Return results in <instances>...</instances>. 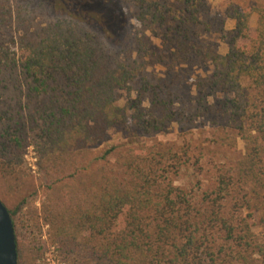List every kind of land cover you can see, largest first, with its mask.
Returning <instances> with one entry per match:
<instances>
[{
    "label": "trees",
    "instance_id": "16d2710c",
    "mask_svg": "<svg viewBox=\"0 0 264 264\" xmlns=\"http://www.w3.org/2000/svg\"><path fill=\"white\" fill-rule=\"evenodd\" d=\"M208 2L0 0V173L21 172L33 146L46 190L27 223L33 233L47 225L73 264H264L252 225L264 200V7L227 8L235 25L215 32L223 54L205 36ZM131 21L142 31L129 43ZM151 63L166 67L155 84ZM137 80L149 107L120 105L117 91ZM207 117L245 147L210 184L188 137L180 148L125 143L90 157L114 130L148 135L177 123L190 133Z\"/></svg>",
    "mask_w": 264,
    "mask_h": 264
},
{
    "label": "rangeland",
    "instance_id": "374dc122",
    "mask_svg": "<svg viewBox=\"0 0 264 264\" xmlns=\"http://www.w3.org/2000/svg\"><path fill=\"white\" fill-rule=\"evenodd\" d=\"M241 6H256L264 7V0H209V9L205 16L202 17L204 22L203 28L206 31V26L210 27V32L207 30L205 36L208 37L211 33L212 38L219 46V51L225 54L228 50L219 38L215 37V32H229L234 27V21L229 19L226 10L234 4ZM53 18V13L48 8L44 10L42 21H48ZM258 14L254 13L251 18V35L255 33L257 26ZM142 31L140 24L129 22L124 36L131 42V34ZM145 40L149 37L157 46L160 44L154 36L145 31ZM143 34V33H141ZM212 36V35H211ZM131 48V47H130ZM124 58L128 62L133 61L136 55L133 50L129 49L124 53ZM207 68L198 70L206 72ZM166 67L161 64H149L147 66L146 75L148 79L155 84L159 77L164 76ZM141 81L128 85L117 91V100L120 105H125L128 100L139 98L143 107H149L148 98L150 94L141 91ZM231 134L236 138V144L228 146L222 143L220 136ZM192 141V150L196 154H201V164L203 166L204 179L207 184L211 183V178L214 176L218 166L221 164L230 165L242 158L245 153L244 142L236 136L234 130L224 128V124L213 117L201 118L198 124L190 129V133L182 132L177 123L168 125L165 131L154 132L152 134H142L136 129L123 131L121 129L110 132L106 141L99 145L92 154L91 158L101 156L106 150L115 144L129 143V146H137L142 143L148 147H169L174 146L180 148L185 140ZM123 150L121 148L111 158L112 162L118 157V154ZM33 146H29L26 150L24 167L21 172L14 176H5L0 173V199L4 202L7 208L16 213L14 219L16 222V230L20 241V252H18V264H73L70 257L66 255L57 245L54 244L51 237L50 229L47 225L42 224L41 228L35 227L34 233L29 228L27 219L32 210L41 205L45 198L46 180L37 166V157ZM176 185H184L183 179L177 178ZM252 225L255 235L259 239L264 237V200L259 205V208L254 209ZM37 249H39L37 251ZM35 256V257H34Z\"/></svg>",
    "mask_w": 264,
    "mask_h": 264
},
{
    "label": "water",
    "instance_id": "95a60500",
    "mask_svg": "<svg viewBox=\"0 0 264 264\" xmlns=\"http://www.w3.org/2000/svg\"><path fill=\"white\" fill-rule=\"evenodd\" d=\"M18 258L13 218L0 199V264H18Z\"/></svg>",
    "mask_w": 264,
    "mask_h": 264
}]
</instances>
